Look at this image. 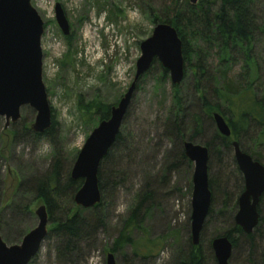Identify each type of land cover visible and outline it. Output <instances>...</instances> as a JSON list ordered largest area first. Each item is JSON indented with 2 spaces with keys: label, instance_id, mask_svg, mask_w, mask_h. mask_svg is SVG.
<instances>
[{
  "label": "rangeland",
  "instance_id": "374dc122",
  "mask_svg": "<svg viewBox=\"0 0 264 264\" xmlns=\"http://www.w3.org/2000/svg\"><path fill=\"white\" fill-rule=\"evenodd\" d=\"M56 4L62 7L67 19V36L62 34L54 20ZM31 5L43 21L42 81L52 119L57 126L51 137L35 139V134L30 130L35 112L29 107L21 108L20 118L7 127L5 120L0 119V236L7 245L18 244L36 226L34 212L44 205L35 198L33 192L23 189L21 184L50 170L56 159H59L63 173L70 174L86 138L98 124L94 114L85 115L84 107L95 102L111 107L117 105L133 81L135 62L140 56V43L150 36L154 25L160 23H153L151 16H161L169 2L31 0ZM255 5L258 20L264 22V0H256ZM258 39L256 53H260L263 46ZM201 56L207 73L213 74L216 68L213 56L205 57V53ZM195 61L193 57L191 64L184 66V78L177 88L182 105L189 113H199L196 101L199 94L194 88ZM232 69L234 75L240 73V66ZM160 72V68L154 66L137 83L120 129L124 149H118L115 171L124 180L114 192L106 194L101 211L105 217V230L92 243L83 247L76 264H106V255L118 234L120 222L132 207L139 189L147 182L155 187L160 201L151 210L142 228L132 232L131 238L133 243L161 241V246L155 257L143 263L134 259L132 247L123 248L114 255L115 263L171 264L174 253L188 247V240L191 239L188 193H191L193 166L190 177L181 168L177 173H170L169 183L162 180L168 163L166 154L172 152L178 143L176 145L161 135L160 120L172 106L174 95L169 76L161 80ZM233 78V74L230 75V79ZM201 86L208 90L209 101L214 103L215 98H210L213 94L212 85L203 80ZM214 130L216 128L212 120L202 122V139L210 138ZM193 144L200 145L197 141ZM260 153L264 155L263 150ZM218 158L211 163L208 171L213 181L220 182L222 195L217 199V210L222 208L223 192L228 195L227 203L231 206L239 197L241 187V175L232 148L222 152ZM174 188H179L180 193ZM232 220L227 210L222 217H213L203 234L200 233L203 264H216L208 241L212 234L228 230ZM51 228L52 225L48 223L47 230ZM260 234L262 237L256 238L253 253L243 240L240 241L238 248L232 251L229 264H262L258 257L264 250V236L263 232ZM29 264H56L52 240L43 242Z\"/></svg>",
  "mask_w": 264,
  "mask_h": 264
},
{
  "label": "trees",
  "instance_id": "16d2710c",
  "mask_svg": "<svg viewBox=\"0 0 264 264\" xmlns=\"http://www.w3.org/2000/svg\"><path fill=\"white\" fill-rule=\"evenodd\" d=\"M255 1L197 0V3L192 5L188 0H168L169 6L164 8L162 17L151 16L153 23H166L176 30L181 40L185 65H190L191 59L196 58L193 67L194 88L199 94L196 100L199 113H189L179 98L178 85H172L173 103L168 113L160 120V127L162 138L170 139L176 145L178 143V146L166 154L168 163L164 168L163 182L169 183L170 173H177L181 168H184L190 177L192 163L184 156V141H197L207 148L208 171L211 163L218 160L222 152L230 151L233 140L238 143L242 152L264 166V155L260 153L262 150L264 152V22L260 23L258 20ZM257 37L258 42L263 44L260 53H256ZM202 53H205V57L212 55L216 62L215 72L211 75L207 73ZM154 66L160 68L161 80L168 79V72L157 61L152 63L151 68ZM234 66H240V73L237 75L232 73ZM232 74L234 78L230 79ZM236 77L239 78L234 81ZM203 80L213 87L210 98H215L214 103L209 101L208 90L201 86ZM84 108L85 115L94 114L96 121L100 122L108 119L111 106L95 102ZM213 113H218L224 118L230 128V137H223L214 130L210 138L202 139V122L211 121ZM56 126L52 119L48 131L42 136H33L35 139L49 138L54 134ZM123 145L122 134L119 132L98 169L100 203L90 209L74 205L73 196L83 181L71 180L69 173H63L59 159L55 160L50 170L38 178L21 184L23 189L33 192L35 198L46 206L52 228L45 240H52L56 264H76L83 247L92 243L99 233L104 232L105 217L101 211L106 194L114 192L124 180L123 176L115 171L118 163L117 152L120 148L124 149ZM239 179L240 194L243 191V181L241 176ZM208 187L211 203L202 234L213 217H222L228 210L231 219H234L237 209V199L230 206L227 203L228 195L223 192L222 208L217 210V199L222 195L220 182L213 181L208 175ZM174 191L180 193L179 188H174ZM189 195L191 193H188ZM159 201V195L151 183L147 182L139 189L132 207L120 222L118 234L109 248L110 253L116 255L123 248L132 247V256L140 263L157 255L161 241L144 240L141 243H133L131 234L142 228L145 219L151 210L157 207ZM258 213L259 223L251 234H244L232 220L228 230L212 234L208 246L215 237L225 236L231 242L233 250H236L238 243L243 240L253 253L256 249V238L262 237V232L264 236V193L259 202ZM190 241L191 239L188 240L187 249H179L174 253L171 264H203L204 253L201 246H192ZM258 259L264 264V250Z\"/></svg>",
  "mask_w": 264,
  "mask_h": 264
},
{
  "label": "water",
  "instance_id": "95a60500",
  "mask_svg": "<svg viewBox=\"0 0 264 264\" xmlns=\"http://www.w3.org/2000/svg\"><path fill=\"white\" fill-rule=\"evenodd\" d=\"M195 5L197 0H188ZM54 20L64 36L69 25L59 4L54 6ZM43 21L32 7L31 0H0V119L5 127L20 118V110L29 107L35 112L30 130L42 136L52 125V113L42 81L41 38ZM140 56L135 62V75L117 105L110 108L107 120L98 122L86 138L70 171L71 180L81 179L82 185L73 196L75 206L90 209L100 203L98 169L113 146L140 78L149 71L154 61L168 72L173 86L184 78L182 44L176 30L169 24L154 25L148 38L139 45ZM217 132L230 137L224 118L212 114ZM185 158L192 163L190 196V238L192 246L199 245V237L207 218L211 192L208 187V150L205 146L183 143ZM234 161L243 180V191L237 198L234 224L246 235L259 223L258 206L264 193V166L241 151L236 141L231 142ZM34 215L36 226L18 244L7 245L0 236V264H29L45 241L49 223L45 205ZM216 264H229L232 244L225 236L215 237L210 244ZM106 264H116L114 255L107 253Z\"/></svg>",
  "mask_w": 264,
  "mask_h": 264
}]
</instances>
